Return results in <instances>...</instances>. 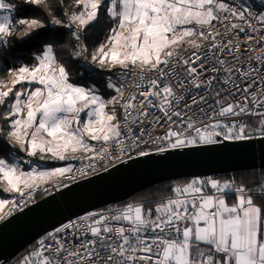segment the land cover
<instances>
[{"label": "snow or ice", "instance_id": "6c2138e0", "mask_svg": "<svg viewBox=\"0 0 264 264\" xmlns=\"http://www.w3.org/2000/svg\"><path fill=\"white\" fill-rule=\"evenodd\" d=\"M22 3L46 13L52 26L36 52L22 56L29 62L0 80V137L28 157L64 160L82 151L95 171L117 148L132 159L264 140V12L245 0ZM17 8L0 0V51L21 28L27 37L45 28L40 19H16ZM102 26L105 38L90 51L88 35ZM65 29L72 59L119 69V82H101L115 95L105 99L95 83L70 79ZM32 163L0 156V183L19 195L0 199V220L46 193L40 181L72 171H25ZM168 191L71 219L18 264H264V183L193 177Z\"/></svg>", "mask_w": 264, "mask_h": 264}, {"label": "water", "instance_id": "95a60500", "mask_svg": "<svg viewBox=\"0 0 264 264\" xmlns=\"http://www.w3.org/2000/svg\"><path fill=\"white\" fill-rule=\"evenodd\" d=\"M264 168V140L219 149L163 153L122 161L78 180L0 221V264H7L46 232L72 218L131 199L158 183Z\"/></svg>", "mask_w": 264, "mask_h": 264}, {"label": "trees", "instance_id": "16d2710c", "mask_svg": "<svg viewBox=\"0 0 264 264\" xmlns=\"http://www.w3.org/2000/svg\"><path fill=\"white\" fill-rule=\"evenodd\" d=\"M11 2L18 5L16 11H14V17L16 19L19 18H36L40 19L42 23H44L45 28L37 29L36 31L40 32L39 35H34L31 37L23 36L24 29L21 28L17 33L16 37L12 40L11 44L4 50L0 51V80H7L8 73L11 69L19 67L21 64L28 63L27 57H22L26 54H34L36 52L38 44L41 40L48 38L51 33H47L46 30L50 29L52 26L50 25V17L41 11L36 6L23 4L22 0H11ZM53 4L55 0H52ZM66 9V8H65ZM95 30H98V35L102 37L107 32L106 27H98ZM94 35L95 32H91L90 36L88 35L87 42H89ZM21 38L25 40L24 43H21ZM62 44L66 45L64 49L65 55L64 60L67 63L70 69V79L73 82L81 83L82 85H89L92 82V78L88 75L89 73H85L83 67L79 63L78 60H74L68 55V53L72 50V39L69 32L65 29L63 30V35L60 37ZM83 72V73H82ZM103 79H97L96 83L99 85L103 92L105 89L102 86ZM12 148H15L11 144L8 143L6 137L0 138V156H4L7 158H15L12 154ZM48 164V163H47ZM55 164V163H54ZM58 165L62 163H57ZM211 178H215L218 180H228V179H235L237 185L243 183L248 185L249 187H255L258 183H264V168L252 169V170H242V171H235L225 174H215L212 176H208ZM193 177H186V178H179L175 180H168L161 183H158L152 187H149L137 194H135L131 199L123 201L122 203L131 201L134 203L139 202H147L151 200H159L162 197H167L170 195L168 189L174 185L181 184L183 182L191 180ZM206 178V177H202ZM2 192V188L0 185V193ZM25 251V249H24ZM23 251V252H24ZM22 253L17 255L13 260L8 262L7 264L18 263L22 260Z\"/></svg>", "mask_w": 264, "mask_h": 264}, {"label": "built area", "instance_id": "2783aa9c", "mask_svg": "<svg viewBox=\"0 0 264 264\" xmlns=\"http://www.w3.org/2000/svg\"><path fill=\"white\" fill-rule=\"evenodd\" d=\"M245 3L250 6L251 10L254 13L264 12V8L261 7V5L264 4V0H245ZM13 16H14V14H13ZM78 61L81 64V66L87 63V61H85L84 59H79ZM83 70L85 72L89 73V74H95V75L101 77L103 79V81L106 80L109 77L113 80V82H119V80L121 79L120 74H119V69H117V68H112L111 70H109V69H102V68H100L97 65H91L90 69L86 68V67H83ZM91 143H95V142H91ZM11 151H12L13 155H15L17 157H20L21 154H20L19 151H16V149L12 148ZM87 157H88V154H86V153H84L82 151H77L75 153H71L68 156V158L65 159V160H59V159H56V158H50V157H46V156H45L44 159L38 158L39 159V160H37L38 164L46 163V162H52V163H55V164H57V163H62L63 164V163H66V161L68 160V163L71 165L70 168L72 169V171L65 173L64 176H60V177L58 176V178L56 177V178H53L51 180H47L44 183H42L40 185V187L42 189L43 188H47L48 191L46 193H43V194L37 193L34 202L29 203L28 206L33 204V203H35V202H37L39 199H41V198H43V197H45V196H47V195H49L51 193H54V192H56V191H58V190H60V189H62L64 187H66V186L78 181V180H81V179H84L86 177H89V176L98 174L100 172L106 171L107 169L113 167L114 165H116V164H118V163H120L122 161L128 160V158L126 156H123L121 154L120 150L117 148L115 150H111L110 162H105L103 167L98 166L95 169V171H93L91 169H88L89 163L93 162V161H90ZM135 157H137V156H135V154H133V158H135ZM29 159H31V158H29ZM95 163H99V162H95ZM82 170H86L87 174L86 175H82L81 174ZM60 184H63L65 186L64 187H60L59 186ZM14 200H19V195L17 193L14 194ZM128 203H134V202H131V201H128V202H125V203L121 202V203H117V204H113V205H108L106 207H103V208L98 209V210H93V211H106V210H108L109 208H112V207L122 208ZM17 211H19V210L13 211L12 214L17 212ZM93 211H91V212H93ZM75 218H72V219H75ZM44 235H42L41 237H43ZM40 238L35 240L30 246H28L25 249V251L22 254V257L27 256L28 253L31 252L34 249V247L36 246L37 241Z\"/></svg>", "mask_w": 264, "mask_h": 264}, {"label": "rangeland", "instance_id": "374dc122", "mask_svg": "<svg viewBox=\"0 0 264 264\" xmlns=\"http://www.w3.org/2000/svg\"><path fill=\"white\" fill-rule=\"evenodd\" d=\"M63 10H67V9H63ZM14 14V13H13ZM67 30V29H66ZM68 31V30H67ZM88 43V42H87ZM85 72V71H84ZM86 73V72H85ZM9 78V77H8ZM17 87H19V85H17ZM103 92H101V91H99V94H101L102 96H103V94H102ZM105 99H108V97H105V96H103ZM1 138V137H0ZM5 138V137H4ZM14 149H16V151H19L20 152V157H17V156H15L17 159H22V160H29V158L30 157H28L27 155H26V153H24V152H22V151H20V149H19V147H15ZM69 153H71V152H68L67 154H69ZM66 154V155H67ZM46 157H50V156H47L46 155ZM39 158V156H37V157H31V160L33 161V163L32 164H24V170L25 171H30L31 169H36L37 171H44V170H48L49 168L50 169H55L56 167H60L61 166V164H54V163H52V162H46V163H48V164H46V163H40V164H38V161L37 160H39L38 159ZM51 158V157H50ZM10 159H12V157L10 158ZM61 168V167H60ZM58 178V176H53L51 179H53V178ZM60 177V176H59ZM51 179H49V180H51ZM48 180V179H47ZM46 181V180H45ZM40 183V185L42 184V183H44V181H40L39 182ZM0 185H1V188H2V192L0 193V199H5V200H9V201H12V200H14V194L15 193H12V192H7V191H4V188L6 187V185L5 184H3V183H0ZM7 208H5V212H7Z\"/></svg>", "mask_w": 264, "mask_h": 264}, {"label": "crops", "instance_id": "0c3cea01", "mask_svg": "<svg viewBox=\"0 0 264 264\" xmlns=\"http://www.w3.org/2000/svg\"><path fill=\"white\" fill-rule=\"evenodd\" d=\"M92 32H95L96 33V35H94L91 39H89L90 41L88 42L89 43V45H90V51L91 50H93V46H95V45H98L100 42H102L103 40H104V38H105V35H106V33L103 35V33H102V37L101 36H99L98 35V30H93ZM89 36H90V33H89ZM83 73V72H82ZM93 80H92V82L89 84V85H92V84H96V87L99 89V91H101V92H103V90H102V88L99 86V85H97V83H96V81H97V79H99V80H101V77H99V76H97V75H95V74H88ZM84 86H88V85H84ZM103 94V96H105V97H108V98H110V96L111 95H115V93L114 92H112L111 90H106L105 92H103L102 93ZM72 153V152H71ZM71 153H69V154H67L66 155V159L68 158V156L71 154ZM65 160V159H64ZM70 164L68 163V160L66 161V163H63L60 167L61 168H64V167H67V168H70ZM60 167H56L55 169H57V168H60ZM52 170H54V169H48V170H44V171H52ZM53 177V176H52ZM52 177H50V178H48V180L49 179H51ZM55 177V176H54ZM202 178V177H201ZM47 181V180H46ZM45 182V181H44ZM187 182V181H186ZM183 183H185V182H183ZM183 183H181V184H183ZM231 202V201H230ZM1 221V220H0ZM23 259V258H22ZM22 261V260H21ZM12 264H18V263H12Z\"/></svg>", "mask_w": 264, "mask_h": 264}]
</instances>
